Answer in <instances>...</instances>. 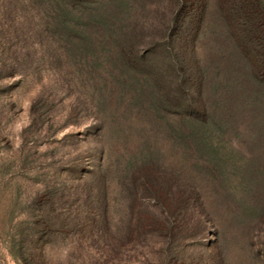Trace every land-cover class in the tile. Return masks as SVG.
<instances>
[{
	"label": "rangeland",
	"instance_id": "rangeland-1",
	"mask_svg": "<svg viewBox=\"0 0 264 264\" xmlns=\"http://www.w3.org/2000/svg\"><path fill=\"white\" fill-rule=\"evenodd\" d=\"M176 1L100 6L157 61L204 6L220 119L202 151L173 115L172 73L125 67L116 38L68 46L46 0H0V264H264V92L235 73L221 13L242 0H183L179 16Z\"/></svg>",
	"mask_w": 264,
	"mask_h": 264
},
{
	"label": "trees",
	"instance_id": "trees-1",
	"mask_svg": "<svg viewBox=\"0 0 264 264\" xmlns=\"http://www.w3.org/2000/svg\"><path fill=\"white\" fill-rule=\"evenodd\" d=\"M105 1L55 0L51 2L46 0L48 7L56 15L53 21L54 30H58L57 35L64 40L65 44L71 45L72 41L81 42L87 38L86 34L91 32L94 34L93 40L104 38L114 40L116 38L119 41L118 57L125 67H131L135 73L139 74L143 71V74L153 73V75L163 71L172 73L171 76L175 77V84L171 81L168 86L169 89L173 87L170 91L173 94L172 107L175 111L173 115L179 118L185 117L183 119L187 122L186 130L189 132L191 142L197 143V149L202 151L207 148V131L216 125L220 117L217 116V110L208 102L209 61L199 56L201 47L197 38L204 32V6L195 9L194 12L197 11L194 16L177 28L175 33L172 34V30L170 31L168 41L171 38V42L166 47V57L157 61L153 59L158 54L157 50L162 49L161 46H155L145 53L140 51V41L143 40L140 32L135 28L125 30L119 24L116 25L113 21L114 13L111 15L100 6ZM182 1H176L180 5H176L178 6L177 12L173 11L171 14L180 15L183 9ZM250 2L252 1L242 0L239 6L240 3L237 1L234 9L229 7L228 15L223 11L221 13L227 22L229 19L232 21L234 27L232 29L238 36L235 48L241 61H238L235 73L242 74L246 80L245 84L251 85L253 91L259 93L264 92V25L256 26L261 20L258 15L259 8ZM70 16L73 19L69 18ZM99 28L102 29V34H99ZM174 36L177 42L173 40ZM244 67L246 71L243 70ZM155 77L153 76V79ZM176 78L179 81H176ZM179 94L183 96L182 99L178 96ZM181 100L182 103H180Z\"/></svg>",
	"mask_w": 264,
	"mask_h": 264
}]
</instances>
